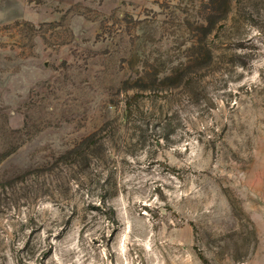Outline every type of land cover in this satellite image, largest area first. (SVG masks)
<instances>
[{
  "label": "rangeland",
  "instance_id": "1",
  "mask_svg": "<svg viewBox=\"0 0 264 264\" xmlns=\"http://www.w3.org/2000/svg\"><path fill=\"white\" fill-rule=\"evenodd\" d=\"M0 264H264V0H0Z\"/></svg>",
  "mask_w": 264,
  "mask_h": 264
}]
</instances>
